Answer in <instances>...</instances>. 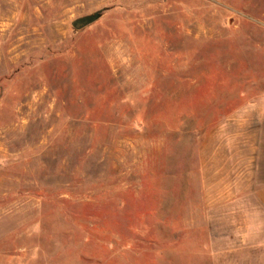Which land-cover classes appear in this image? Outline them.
Wrapping results in <instances>:
<instances>
[{"label":"rangeland","instance_id":"374dc122","mask_svg":"<svg viewBox=\"0 0 264 264\" xmlns=\"http://www.w3.org/2000/svg\"><path fill=\"white\" fill-rule=\"evenodd\" d=\"M263 119L264 0H0V264H264Z\"/></svg>","mask_w":264,"mask_h":264},{"label":"crops","instance_id":"0c3cea01","mask_svg":"<svg viewBox=\"0 0 264 264\" xmlns=\"http://www.w3.org/2000/svg\"><path fill=\"white\" fill-rule=\"evenodd\" d=\"M264 123V119H263ZM242 146H241V156L244 158V156L247 154L248 157H250L247 160L246 168H250L255 163L257 174L261 169H264V136L253 138H242ZM247 144V148H245V145ZM233 145V144H232ZM243 161V159H242ZM248 168V169H249ZM252 202L254 203V218H251L250 220H264V183L256 186L254 190L252 191L251 196Z\"/></svg>","mask_w":264,"mask_h":264},{"label":"water","instance_id":"95a60500","mask_svg":"<svg viewBox=\"0 0 264 264\" xmlns=\"http://www.w3.org/2000/svg\"><path fill=\"white\" fill-rule=\"evenodd\" d=\"M99 16L100 12H95L92 15L84 16L74 20L71 25L75 30H81L95 22L99 18Z\"/></svg>","mask_w":264,"mask_h":264}]
</instances>
